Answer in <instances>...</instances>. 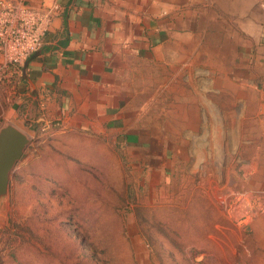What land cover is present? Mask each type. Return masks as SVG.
<instances>
[{"label":"rangeland","instance_id":"1","mask_svg":"<svg viewBox=\"0 0 264 264\" xmlns=\"http://www.w3.org/2000/svg\"><path fill=\"white\" fill-rule=\"evenodd\" d=\"M207 4L184 70L151 71L134 98V142L123 118L33 132L0 91V129L28 138L0 264H264V0Z\"/></svg>","mask_w":264,"mask_h":264},{"label":"crops","instance_id":"2","mask_svg":"<svg viewBox=\"0 0 264 264\" xmlns=\"http://www.w3.org/2000/svg\"><path fill=\"white\" fill-rule=\"evenodd\" d=\"M210 1L29 0L58 7L41 49L18 78L29 129L44 131V121L59 119L62 127L100 135L120 130L123 118L136 141L134 98L148 91L151 71L184 70L180 63L204 37L195 25Z\"/></svg>","mask_w":264,"mask_h":264},{"label":"built area","instance_id":"3","mask_svg":"<svg viewBox=\"0 0 264 264\" xmlns=\"http://www.w3.org/2000/svg\"><path fill=\"white\" fill-rule=\"evenodd\" d=\"M57 13V6L36 7L29 0H0V91L8 100L18 96V78L41 49ZM62 126L59 119L42 125L44 132Z\"/></svg>","mask_w":264,"mask_h":264},{"label":"water","instance_id":"4","mask_svg":"<svg viewBox=\"0 0 264 264\" xmlns=\"http://www.w3.org/2000/svg\"><path fill=\"white\" fill-rule=\"evenodd\" d=\"M27 144V136L14 125L0 129V197L8 193L12 173L25 157Z\"/></svg>","mask_w":264,"mask_h":264}]
</instances>
